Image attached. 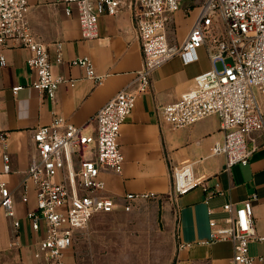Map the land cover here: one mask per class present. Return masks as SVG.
I'll return each mask as SVG.
<instances>
[{
    "label": "crops",
    "instance_id": "1",
    "mask_svg": "<svg viewBox=\"0 0 264 264\" xmlns=\"http://www.w3.org/2000/svg\"><path fill=\"white\" fill-rule=\"evenodd\" d=\"M66 9L59 0H29L28 19L33 31L49 50L54 74L68 81L60 86L54 101L29 87L17 95L13 93V87L26 86L36 79L28 65L32 56L28 48L11 41L0 53L7 61L6 67H0V136L6 137L5 144L0 141V183L6 182L13 192L21 222L17 232L13 221L0 209V264H40L33 251L41 234L32 231L27 219V212L36 203L32 187L30 202L23 203L21 198L28 169L38 157L35 129L62 117L92 133L97 112L123 89H133L136 74L143 67L131 11L102 16L99 37L88 40L83 37L76 8L71 15ZM183 10L176 16H182ZM198 13L199 8L183 39L175 42L168 36L171 44H183ZM58 43L63 45L62 63L56 61ZM213 48L211 43L201 47L198 61L190 64L174 57L153 73L149 93L138 97L134 111L121 128L123 171L102 174L105 194L119 205L112 213L97 214L91 220L85 235L68 249L66 264H106L109 247L150 248L153 255L146 258L149 264H230L235 253L230 242L202 243L209 240L211 218L221 220L226 216L222 211L226 203L241 206L254 194L258 198L254 202V224L257 233L264 236V133L252 135L258 148L249 164L228 169L224 156H212L214 144L224 138L219 117L210 116L183 129L162 124L161 109L192 89L198 75L213 68L209 54ZM83 56L90 57L96 73L105 78L101 85L88 79L85 69L70 65L71 60ZM4 155L9 156L8 173L4 172ZM183 163H193L194 173L206 179L211 190L219 187L220 192L208 204L207 192L202 188L179 197L173 195L172 169ZM145 193L155 197L133 202L130 211L124 209L125 195ZM208 207L213 209L212 215ZM107 220L113 221L117 239L108 240L104 235ZM180 244L191 247L179 251ZM250 252L255 264H264V242H252ZM119 254L121 257L122 251Z\"/></svg>",
    "mask_w": 264,
    "mask_h": 264
},
{
    "label": "built area",
    "instance_id": "2",
    "mask_svg": "<svg viewBox=\"0 0 264 264\" xmlns=\"http://www.w3.org/2000/svg\"><path fill=\"white\" fill-rule=\"evenodd\" d=\"M186 0H59L71 15L73 7L85 39L99 37V20L104 15L132 13L137 37L143 53V67L136 74L133 89L125 88L95 115V130L87 133L62 117L34 131L38 157L31 163L23 183V203L35 193V207L27 212L31 229L41 238L35 244L34 259L40 264H66L65 256L74 242L84 236L97 214L112 213L118 201L107 196L102 174L121 173L125 156L119 138L121 128L135 109L139 96L149 93L152 75L161 66L179 56L185 64L198 61V50L211 43L209 52L213 68L195 78V86L161 109L162 124L172 129L190 127L210 116L221 121L224 138L212 148V156H224L226 167L248 165L258 146L252 135L264 133V0H205L199 5L197 19L182 45L171 44L168 25L182 10ZM29 0H0V53L9 42L28 48L32 56L29 67L36 79L26 85L13 87V93L26 87L43 92L54 101L59 88L68 81L56 76L46 45L37 37L28 19ZM191 9L188 10L190 13ZM219 16L224 26L221 36L211 35L214 20ZM57 63L64 61L63 45L57 46ZM7 65L0 55V67ZM71 66L85 69L88 79L101 85L105 78L96 73L88 56L70 61ZM74 86L73 81L70 82ZM5 144L6 137L0 136ZM249 142L253 147L249 148ZM86 155L90 156L89 158ZM10 171L9 156L4 155V172ZM202 188L207 192L205 202L220 192L211 190L206 179L194 173L193 163L173 166L172 191L179 197ZM153 193L127 194L122 198L124 209L138 200H150ZM251 195L241 206L226 203V216L211 218V233L204 245L230 242L234 257L230 264H255L250 245L264 242L254 224V202ZM0 209L13 221L18 232L15 196L6 182L0 183ZM210 215L214 213L208 207ZM14 246V244H13ZM191 247L180 244L179 251ZM175 264H180L179 262Z\"/></svg>",
    "mask_w": 264,
    "mask_h": 264
},
{
    "label": "rangeland",
    "instance_id": "3",
    "mask_svg": "<svg viewBox=\"0 0 264 264\" xmlns=\"http://www.w3.org/2000/svg\"><path fill=\"white\" fill-rule=\"evenodd\" d=\"M205 0H186L185 5L183 4L182 9H184V13L182 16L178 17L176 14L174 15V20L169 23L168 25V36L169 38H173V40L176 42L178 40L183 39V37L186 35L187 31L189 30L190 22L193 19V16L195 15L197 9L199 8L200 4H203ZM190 13L188 10H190ZM214 26L212 27L211 35H218L221 36L224 33V26L222 24V20L220 19L219 16L216 17L214 20ZM258 98L260 99V96L258 95ZM262 103V98L260 100ZM87 158L90 156L86 155ZM109 221V220H107ZM114 223L113 221H109L106 223L105 228L106 232L104 235L108 237V240L111 239H117L118 238V232L114 229ZM122 251V255L120 257V252ZM107 263L106 264H149L146 260L150 259L151 255H153V251H151L150 248H125V249H120L118 247L115 248H107ZM123 257V263H120V259ZM135 262H130V261H135ZM129 261V263L127 262ZM161 264H166V262H163Z\"/></svg>",
    "mask_w": 264,
    "mask_h": 264
}]
</instances>
